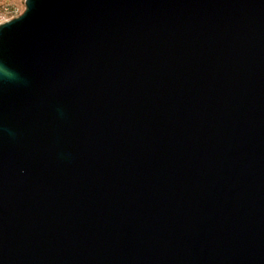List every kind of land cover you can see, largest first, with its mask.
Here are the masks:
<instances>
[{"label":"water","instance_id":"obj_1","mask_svg":"<svg viewBox=\"0 0 264 264\" xmlns=\"http://www.w3.org/2000/svg\"><path fill=\"white\" fill-rule=\"evenodd\" d=\"M0 264H264V0L0 23Z\"/></svg>","mask_w":264,"mask_h":264},{"label":"rangeland","instance_id":"obj_2","mask_svg":"<svg viewBox=\"0 0 264 264\" xmlns=\"http://www.w3.org/2000/svg\"><path fill=\"white\" fill-rule=\"evenodd\" d=\"M23 10L24 0H0V16L5 19H11L13 17H16Z\"/></svg>","mask_w":264,"mask_h":264},{"label":"built area","instance_id":"obj_3","mask_svg":"<svg viewBox=\"0 0 264 264\" xmlns=\"http://www.w3.org/2000/svg\"><path fill=\"white\" fill-rule=\"evenodd\" d=\"M5 9H7V8H5ZM5 11H6V10H5ZM6 20H8V19H5V18H3L2 16H0V23L4 22V21H6Z\"/></svg>","mask_w":264,"mask_h":264}]
</instances>
